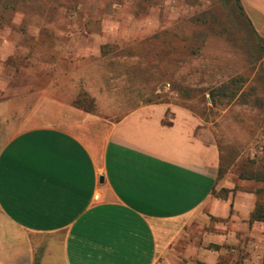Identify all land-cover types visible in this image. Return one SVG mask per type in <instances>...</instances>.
Wrapping results in <instances>:
<instances>
[{"label":"crops","instance_id":"1","mask_svg":"<svg viewBox=\"0 0 264 264\" xmlns=\"http://www.w3.org/2000/svg\"><path fill=\"white\" fill-rule=\"evenodd\" d=\"M238 2L264 39V0ZM47 72L0 88V264H227L233 227L264 231L249 222L256 197L242 186L253 182L238 176L233 193L218 179L220 152L200 116L168 103L94 114L73 103L69 72Z\"/></svg>","mask_w":264,"mask_h":264},{"label":"rangeland","instance_id":"2","mask_svg":"<svg viewBox=\"0 0 264 264\" xmlns=\"http://www.w3.org/2000/svg\"><path fill=\"white\" fill-rule=\"evenodd\" d=\"M66 26L78 30L67 40ZM108 40L122 42L97 47ZM48 67L70 73L73 103L94 114L112 118L115 106L168 103L200 116L226 171L220 180L233 193L240 171H264V39L235 0H0V88L43 82ZM223 85L233 99L217 94ZM232 230L226 263L261 264L264 231ZM169 259L157 264H177Z\"/></svg>","mask_w":264,"mask_h":264},{"label":"trees","instance_id":"3","mask_svg":"<svg viewBox=\"0 0 264 264\" xmlns=\"http://www.w3.org/2000/svg\"><path fill=\"white\" fill-rule=\"evenodd\" d=\"M239 10L241 11L242 15L244 14L242 11L241 6L239 5L238 0H235ZM245 16V15H244ZM246 18V17H245ZM247 20V18H246ZM248 21V20H247ZM249 23V22H248ZM250 24V23H249ZM235 85V83L239 82V80H234L232 81ZM230 89L229 86L223 85L220 88L217 89V94L221 97L233 99L235 96V93L232 91L228 90ZM210 99L213 101L215 98V94L210 93L209 94ZM226 171H224L221 167L220 170L218 171V179L220 180L223 175L225 174ZM239 179L245 180V181H250L255 184H261L264 185V171H248V170H243L240 171L239 173ZM255 197H256V202L254 205V209L249 217V222L254 223V222H260L264 223V188L257 189L254 191ZM261 264H264V257L262 259Z\"/></svg>","mask_w":264,"mask_h":264},{"label":"water","instance_id":"4","mask_svg":"<svg viewBox=\"0 0 264 264\" xmlns=\"http://www.w3.org/2000/svg\"><path fill=\"white\" fill-rule=\"evenodd\" d=\"M100 182H101V183L103 182V179H102V178H100Z\"/></svg>","mask_w":264,"mask_h":264}]
</instances>
